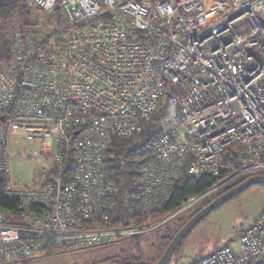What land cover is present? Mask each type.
Listing matches in <instances>:
<instances>
[{
	"label": "built area",
	"instance_id": "obj_1",
	"mask_svg": "<svg viewBox=\"0 0 264 264\" xmlns=\"http://www.w3.org/2000/svg\"><path fill=\"white\" fill-rule=\"evenodd\" d=\"M27 3L66 26L17 29L0 72V197L11 202L0 205V264L136 240L264 176V0ZM153 123L131 161L124 220L112 145ZM16 142L28 151L13 152ZM15 157L38 169L27 185ZM204 176L216 180L209 190L150 219L173 184ZM193 264H264V211L237 252L223 246Z\"/></svg>",
	"mask_w": 264,
	"mask_h": 264
},
{
	"label": "rangeland",
	"instance_id": "obj_2",
	"mask_svg": "<svg viewBox=\"0 0 264 264\" xmlns=\"http://www.w3.org/2000/svg\"><path fill=\"white\" fill-rule=\"evenodd\" d=\"M32 12L34 13V11ZM60 21L61 26H59L56 14L37 13L25 22L30 24V29L57 31L59 28L60 30H64L66 26L65 16L62 13ZM18 26V20H15L5 23L0 27V72L9 63L11 40L14 30ZM11 150L23 153L27 152L28 148L27 144L16 142L14 146H11ZM13 174L20 186H24L29 184L32 178L38 174V169L31 163H24L20 157H15L13 160ZM219 194H221V191ZM217 195L209 197L211 199L203 206H200L201 201L194 206L195 208L193 207L194 209L191 208L178 216L177 218L181 217L180 222L175 224L174 221L177 219L175 218L167 223L165 227L140 237L137 242L128 241L106 248L79 252L55 250L42 260L25 264H99L103 260L119 253L120 249L126 250L132 256L140 257L141 264H155L163 253L162 236L166 233L165 229L173 227V231L182 223L185 224L190 219V214L193 212L195 214L201 210L217 198ZM192 209L193 211L191 212ZM262 211H264V185H252L242 193L223 203L192 228L180 242L168 264H193L223 246H230L237 252L238 237ZM116 261L124 262L120 259Z\"/></svg>",
	"mask_w": 264,
	"mask_h": 264
},
{
	"label": "trees",
	"instance_id": "obj_3",
	"mask_svg": "<svg viewBox=\"0 0 264 264\" xmlns=\"http://www.w3.org/2000/svg\"><path fill=\"white\" fill-rule=\"evenodd\" d=\"M32 10L27 3V0H0V27L1 25L18 20L19 26L17 29L21 28H30V24H27L25 21L32 17L34 14L36 15L37 12ZM16 29V30H17ZM14 30V32L16 31ZM155 116H159V113L155 114ZM155 126L153 123L142 135L138 137H134L128 140L118 139L114 140L112 145V152L113 158L109 161V168L114 173L115 180L119 185V193H118V211L121 217L124 220H129L130 217L126 214L125 211V195L128 190H131L133 176L135 172L132 171V159L135 154L140 151L143 147L140 146V141L143 138H148L151 134V129ZM245 180H241L221 191V194L217 195L220 196L223 193L231 190L232 188L238 186ZM216 180L209 177L204 176L199 180H193L189 178H183L173 184L170 193L169 199L166 203L161 206L159 209H156L152 214L150 219H158L166 214L173 212L174 210L180 208L184 205L188 200L191 198L197 197L205 193L209 190L214 184ZM223 192V193H222ZM0 205L3 207H11V202H9L4 197H0ZM194 215V212L190 214L189 218ZM132 218L136 222H141L140 214L137 211H134ZM181 218V217H180ZM175 219L174 223L180 222L181 219ZM182 223L180 226H174L172 228H166L165 234L162 236L163 239V246L166 248L168 243L171 241L173 236L176 232L181 228ZM139 239L132 240L129 242H137ZM163 247V251L164 248ZM123 260L124 262H117L116 260ZM138 261V263H137ZM103 262H113L117 264H141L140 257H135L130 254L124 249H120L119 253L103 260Z\"/></svg>",
	"mask_w": 264,
	"mask_h": 264
},
{
	"label": "water",
	"instance_id": "obj_4",
	"mask_svg": "<svg viewBox=\"0 0 264 264\" xmlns=\"http://www.w3.org/2000/svg\"><path fill=\"white\" fill-rule=\"evenodd\" d=\"M264 185V176H254L246 179L238 186L232 188L231 190L223 193L222 195L215 198L213 201L208 203L201 210L197 211L173 236L171 241L168 243L164 249L161 257L156 261L155 264H168L170 258L174 254L176 248L180 242L185 238V236L194 228L198 223H200L204 218H206L212 211L217 209L226 201L235 197L236 195L242 193L252 185ZM99 264H117L113 262H103Z\"/></svg>",
	"mask_w": 264,
	"mask_h": 264
},
{
	"label": "flooded vegetation",
	"instance_id": "obj_5",
	"mask_svg": "<svg viewBox=\"0 0 264 264\" xmlns=\"http://www.w3.org/2000/svg\"><path fill=\"white\" fill-rule=\"evenodd\" d=\"M210 199H211V198L202 201L201 204H200V206H203V205H204L206 202H208ZM194 208H195V207H194ZM194 208H193V209H194ZM193 209L191 210V212L193 211Z\"/></svg>",
	"mask_w": 264,
	"mask_h": 264
}]
</instances>
